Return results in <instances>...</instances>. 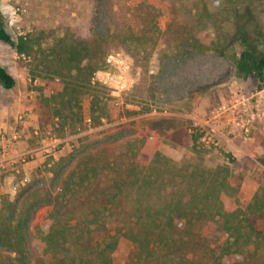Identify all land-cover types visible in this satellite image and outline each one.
Here are the masks:
<instances>
[{
    "label": "rangeland",
    "instance_id": "374dc122",
    "mask_svg": "<svg viewBox=\"0 0 264 264\" xmlns=\"http://www.w3.org/2000/svg\"><path fill=\"white\" fill-rule=\"evenodd\" d=\"M65 1L0 0V25L17 36L35 25L48 24L49 19H54L57 24ZM79 1L81 5L86 0ZM142 2L146 6H139ZM88 12L83 17L87 19L82 20L83 36L91 33L107 36L115 32L117 19L123 24L124 30L111 42L107 54H121L127 68L123 73L126 87L116 93L100 81L107 77L97 75L98 71L114 72L117 69L104 60V65L95 74L96 80L106 86L94 113L103 116L101 123L92 120V97L85 95L82 98L85 120L76 133L68 131L62 135L53 131L51 124L42 126L40 96L58 91L62 83L34 78L30 70L31 59L17 54L12 45L0 40V64L16 78L25 79L22 91L29 94L33 91L32 102L35 101L40 116V136L45 138L46 131L52 130L60 138L59 142L45 148L38 164L28 171L14 170L10 176L5 169L1 170L0 220H6L9 215L8 200L20 192L27 195L39 191L42 198L56 194L62 178L72 166L84 155L93 153L109 160L112 169L83 194L88 196L91 204H98L85 207L82 212L89 216V221L97 218L106 221L112 233L118 228L126 230L132 217L126 212L133 210L135 201L145 203L152 198L156 204L165 205L168 196L160 198V194H170L174 182L166 175L164 181L161 176L149 185L160 174L150 164L154 155L142 156V140L150 137L157 140V150L173 161L170 164L227 168L230 182L238 188L237 194L232 192L230 197H237L243 209L255 198H258V204H264V119L255 123L250 139L238 145L233 141L234 133L222 122L214 124L218 131L204 123L219 104L238 95L250 97L251 105L255 107L257 99L253 96L264 82L239 75L236 61L242 48L240 42L223 52L189 46L186 42L192 32L198 35L203 32L225 44L232 38L236 18L240 17L246 20L247 33L252 40H260L264 48V0H89ZM140 29L142 31H138ZM147 57L149 62L145 67ZM154 108L158 110L156 113ZM210 134L214 142L209 139ZM5 135L13 140L14 133ZM28 139L35 144V139ZM34 159L37 156L33 158L28 154L26 162ZM160 170L169 174L165 169ZM113 196H116L114 205L105 210L103 205ZM49 208V204L40 201L29 225L27 250L32 264H35L32 235L35 227L44 221ZM256 223L262 235L249 246L253 253L244 251L230 262L227 257L218 260L219 249L228 234L210 221L206 236L179 241L170 252H162L150 261L139 257L135 244L128 237L120 236L112 254L113 264H264V218H258ZM16 256L17 253L0 240V264H13Z\"/></svg>",
    "mask_w": 264,
    "mask_h": 264
},
{
    "label": "trees",
    "instance_id": "16d2710c",
    "mask_svg": "<svg viewBox=\"0 0 264 264\" xmlns=\"http://www.w3.org/2000/svg\"><path fill=\"white\" fill-rule=\"evenodd\" d=\"M64 4L60 11L61 20L57 24L54 19H49L48 24L35 25L17 36L3 24L0 25V40L12 45L17 54L31 59L30 70L34 78L42 77L62 83L61 89L51 95L42 94L39 99L42 126L51 124L53 131L57 130L62 135L68 131L76 133L85 120L82 105L85 95L92 97V120L101 123L103 116L94 113L106 86L96 80L95 74L104 65L111 42L124 30L123 24L117 19V28L112 34L105 36L91 33L83 36L81 25L82 20L87 19L83 18L84 15L89 13V0L81 5L79 0H66ZM139 6L146 5L142 2ZM236 19L232 38L225 44L203 32L200 35L192 32L186 42L189 46L219 52L240 42L242 48L236 61L239 75L255 77L262 83V42L252 40L244 18ZM155 27L159 30L157 24ZM148 62L147 57L143 65L146 67ZM16 83L13 74L0 65V84L5 89H12ZM142 142V156L149 158L154 155L150 164L160 173L149 185L161 176L162 181L166 175L169 176L167 179L174 180L170 194H160V198L168 196L165 205L156 204L152 198L150 200L153 202L135 201L137 204L133 210L126 212L128 217L132 216L127 229L118 228L115 233L109 230L106 221L98 218L89 221V216L82 210L98 203L91 204L88 196L83 194L97 183L100 176L107 174L112 165L100 155L86 154L62 178L56 194L50 193L42 198L39 191L27 195L20 192L14 199L8 200L9 215L6 220H0V240L17 253L13 264H32L27 250L29 225L40 201L49 204L50 208L32 235L35 264H113L112 254L120 236L128 237L135 244L141 259L155 260L158 254L170 252L179 241L187 242L206 236V226L210 221L228 234V239L219 249L218 260L227 257L230 262L233 258H239L244 251L252 254L249 246L262 235L256 222L258 218H264V204H258V198H255L243 209L237 197H230L232 192H238V188L230 182L227 168L170 164L173 161L157 150L154 137L143 139ZM160 169L169 171V174H163ZM179 170V174L174 175ZM77 194L82 196L76 198ZM115 199L116 196L109 198L108 204L103 205L104 209H110ZM71 205L73 207L68 210Z\"/></svg>",
    "mask_w": 264,
    "mask_h": 264
},
{
    "label": "crops",
    "instance_id": "0c3cea01",
    "mask_svg": "<svg viewBox=\"0 0 264 264\" xmlns=\"http://www.w3.org/2000/svg\"><path fill=\"white\" fill-rule=\"evenodd\" d=\"M16 81V86L12 89H5L0 84V149L7 150V153L11 157H15L16 160L18 156L23 154H30L33 158L35 155L37 159L25 163H16V160H10L4 170L8 171L10 176L14 170L20 172V169L23 168L28 171L31 167L38 164V160L45 148L53 144L47 138H42L39 134L40 132H38L40 129V116L36 105H34L35 101L32 102L31 92L33 91L31 90L30 94L22 91L26 83L25 79L16 78ZM232 131L235 135L233 141L236 145L239 142L250 139L241 138L238 129H233ZM8 132L14 133L13 140L5 135ZM28 137L35 139V144H32L33 140L28 139ZM2 171H0V176Z\"/></svg>",
    "mask_w": 264,
    "mask_h": 264
},
{
    "label": "built area",
    "instance_id": "2783aa9c",
    "mask_svg": "<svg viewBox=\"0 0 264 264\" xmlns=\"http://www.w3.org/2000/svg\"><path fill=\"white\" fill-rule=\"evenodd\" d=\"M105 62L117 69L114 72L107 70L98 71L97 75L104 74L107 77L106 80L100 79V81L112 87L113 92L117 93L124 90L126 86H124L123 82V73L127 71V68L124 65L121 54L118 52H110L105 56ZM254 95L253 97L257 99L255 107H252L250 97L238 95L235 99L219 104L204 123L213 131H218L214 124L222 122L229 127L231 131L233 129H238L241 138L249 139L252 135L255 123L258 120L264 119V86ZM157 111V108H154L153 112L156 113ZM166 112L167 110L164 111V113ZM86 119L91 121L90 117ZM38 132H40V129ZM46 134L45 138L48 140L50 139L53 143L60 141V138L54 134L52 130H47ZM209 139L214 142L212 134L209 135ZM27 156L28 154H23L18 156L16 160L15 157H11L6 151L0 149V171L6 169V164L10 160H16V163H25Z\"/></svg>",
    "mask_w": 264,
    "mask_h": 264
}]
</instances>
